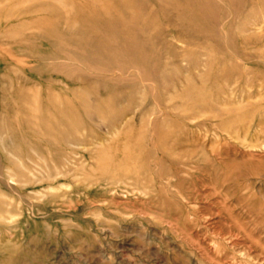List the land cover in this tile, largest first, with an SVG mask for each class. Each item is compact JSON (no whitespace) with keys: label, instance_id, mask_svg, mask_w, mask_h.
Returning <instances> with one entry per match:
<instances>
[{"label":"rangeland","instance_id":"374dc122","mask_svg":"<svg viewBox=\"0 0 264 264\" xmlns=\"http://www.w3.org/2000/svg\"><path fill=\"white\" fill-rule=\"evenodd\" d=\"M0 264H264V0H0Z\"/></svg>","mask_w":264,"mask_h":264}]
</instances>
